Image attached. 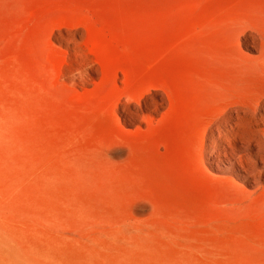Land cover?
Returning <instances> with one entry per match:
<instances>
[{
	"label": "rangeland",
	"instance_id": "374dc122",
	"mask_svg": "<svg viewBox=\"0 0 264 264\" xmlns=\"http://www.w3.org/2000/svg\"><path fill=\"white\" fill-rule=\"evenodd\" d=\"M0 264H264V0H0Z\"/></svg>",
	"mask_w": 264,
	"mask_h": 264
},
{
	"label": "bare ground",
	"instance_id": "6f19581e",
	"mask_svg": "<svg viewBox=\"0 0 264 264\" xmlns=\"http://www.w3.org/2000/svg\"><path fill=\"white\" fill-rule=\"evenodd\" d=\"M223 136H224V134H223ZM112 151V150H111ZM118 152V150H115V151H113V153H117ZM113 155V154H112Z\"/></svg>",
	"mask_w": 264,
	"mask_h": 264
}]
</instances>
